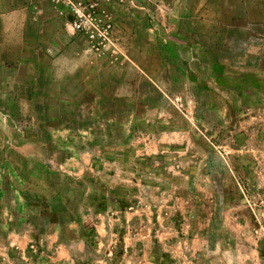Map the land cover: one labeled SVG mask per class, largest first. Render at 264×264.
<instances>
[{"label": "rangeland", "instance_id": "1", "mask_svg": "<svg viewBox=\"0 0 264 264\" xmlns=\"http://www.w3.org/2000/svg\"><path fill=\"white\" fill-rule=\"evenodd\" d=\"M263 8L264 0H98L92 16L111 24L114 37L100 56L72 30L62 0H0V154L8 137L25 135L43 152L38 161L12 158L14 166L0 159V180L18 169L32 202L43 201L39 212L53 204L64 229L89 220L81 233L90 251L92 220L116 218L150 193L191 212L182 224L208 240L195 263L264 264ZM7 12L17 30L3 38ZM43 21L70 41L51 43ZM235 73L245 75L228 78ZM4 197L0 189L3 204L21 214L12 205L18 196ZM1 220L0 210L5 235ZM14 227L43 237L52 229L42 218ZM122 249H109L110 264Z\"/></svg>", "mask_w": 264, "mask_h": 264}, {"label": "crops", "instance_id": "2", "mask_svg": "<svg viewBox=\"0 0 264 264\" xmlns=\"http://www.w3.org/2000/svg\"><path fill=\"white\" fill-rule=\"evenodd\" d=\"M246 7L247 3L245 4V10ZM262 11H264V8ZM228 13L236 14L235 9L232 10L231 7ZM249 13H252L251 9ZM13 15V12H7L4 16L3 38L9 30H17L9 22V17ZM235 20L233 19V27L237 26ZM50 24L42 22V27L46 25L43 30L51 32L49 35L51 43L61 45L63 42L68 43L70 41L71 36L66 29L62 28L59 24L51 26ZM6 68L9 69L8 66ZM238 75L239 77H244L245 74L235 73L234 75H229L228 78ZM212 78H214L213 75ZM223 88L225 87L220 86V90H224ZM24 106L25 104H22L20 109ZM12 138V136L8 137L6 150L1 151L0 154V159H4L11 166H14L10 160L12 158L23 159L27 163V161L33 159L38 161L43 156V152L39 148L35 149L38 147L37 144H41L38 138L34 136L26 137V135L18 139ZM15 142L18 143V147L13 150L12 147H14ZM236 152L240 153L241 149H237ZM220 155L225 159L223 154L220 153ZM250 155V157H246L248 159H255L253 154ZM262 161L264 162V159ZM250 163L252 164L251 159ZM253 166L254 164L251 166L252 169ZM33 168L35 170V167ZM33 168H31L32 171ZM15 174L16 177H4L3 183L0 180V189L3 195L5 197L8 194L18 196L15 197V202H11L12 205L16 204L21 209V214L14 216L8 208L10 207V203L6 204L7 200L5 199L6 201L3 204L0 199V210L4 212V220L1 221H4L6 227H8L5 235L0 233V264L3 261V264H40L43 259V264H110L108 251L111 247L115 248L118 243H121L123 248L121 260H119L118 264H158L156 260L157 255L167 260L165 261L167 263L164 264H197L194 262V259L196 261L200 260L204 249L208 247V240L202 234H192L187 228V223L182 224V221L185 222L190 219V211L183 209V212H178L174 206L166 208L167 205L152 201L151 195L148 193L140 201H135L131 208L120 213L116 218L101 216L96 217L97 220H92L94 228L91 231L95 243L93 251H90L91 244L81 233V225H86L89 220H83V222L82 220H72L67 225V229L62 228L65 225L60 224L63 222L59 219V216H56L59 213L53 209V204L47 206L46 211L49 212L48 214L44 211L39 212L38 207L43 202L42 199L33 203L29 197L33 188H25L26 181L23 180L24 175L18 172V169ZM40 177L41 175H38L35 171L30 176L32 181H37ZM262 185L260 187H263ZM199 188L200 190H197L198 193L202 191V185ZM199 197H197L198 203L203 205V199L202 197L199 199ZM172 198L178 200L176 197ZM184 202L189 204L191 199H184ZM34 209L37 217L32 214L27 216ZM168 215L177 217V220L171 221ZM31 218L46 219L52 228L47 233L48 235L43 237L37 230L22 233L14 227L15 223L18 225L25 224ZM175 224L176 226L179 224L178 230L174 229ZM116 227H121L122 232L121 234L117 233L115 238L119 239V241L117 240L114 244L113 230ZM62 231H65L66 234ZM40 236L41 240L39 241Z\"/></svg>", "mask_w": 264, "mask_h": 264}, {"label": "built area", "instance_id": "3", "mask_svg": "<svg viewBox=\"0 0 264 264\" xmlns=\"http://www.w3.org/2000/svg\"><path fill=\"white\" fill-rule=\"evenodd\" d=\"M68 5L75 18L72 30L84 34L91 50L97 55H105L114 47L112 25L101 18L93 17L96 14L98 0H62Z\"/></svg>", "mask_w": 264, "mask_h": 264}]
</instances>
